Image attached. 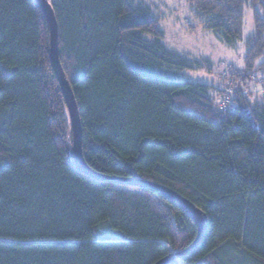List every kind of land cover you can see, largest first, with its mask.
Masks as SVG:
<instances>
[{
    "label": "trees",
    "instance_id": "1",
    "mask_svg": "<svg viewBox=\"0 0 264 264\" xmlns=\"http://www.w3.org/2000/svg\"><path fill=\"white\" fill-rule=\"evenodd\" d=\"M145 1L46 0L84 162L201 212L202 241L168 264H264V97L235 89L221 114L224 89L177 81L208 61L167 50ZM186 1L198 28L226 46L244 40L245 69L264 77V0ZM49 44L34 0H0V264H156L189 248L196 226L175 205L76 169Z\"/></svg>",
    "mask_w": 264,
    "mask_h": 264
},
{
    "label": "rangeland",
    "instance_id": "2",
    "mask_svg": "<svg viewBox=\"0 0 264 264\" xmlns=\"http://www.w3.org/2000/svg\"><path fill=\"white\" fill-rule=\"evenodd\" d=\"M145 3L163 32L162 42L167 50L190 60L208 61V67L179 73L177 81L207 84L223 90L231 75L237 83L236 90L252 97H264V77L255 70L245 69L244 40L226 46L217 35L198 28L186 0H146ZM244 21V37H248L253 32L250 11L245 12Z\"/></svg>",
    "mask_w": 264,
    "mask_h": 264
},
{
    "label": "water",
    "instance_id": "3",
    "mask_svg": "<svg viewBox=\"0 0 264 264\" xmlns=\"http://www.w3.org/2000/svg\"><path fill=\"white\" fill-rule=\"evenodd\" d=\"M34 2L40 7L42 10L46 21L49 26V33H50V44H49V60L55 75V78L59 84L60 90L62 92L66 109L69 116V121L71 125V132H72V158L75 164L76 169L82 173L83 175L92 178L94 180L103 181V182H110L120 185H130L139 187L145 190H148L156 195H159L175 205L177 208L182 210L194 223L197 230V236L193 244L187 248L186 250L171 255L163 260H160L156 264H168L172 261L179 260L184 258L185 256L191 254L202 241L204 234L207 229V223L204 220L201 212L196 209L190 202L186 199L175 193L174 191L160 186L158 184L141 180V179H118V178H110L105 177L99 174H96L86 166L83 155H82V129L80 123V117L78 108L72 94L71 88L68 85L63 71L61 69V65L58 58V39H57V26L56 21L54 18L53 11L50 5L46 2V0H34Z\"/></svg>",
    "mask_w": 264,
    "mask_h": 264
},
{
    "label": "built area",
    "instance_id": "4",
    "mask_svg": "<svg viewBox=\"0 0 264 264\" xmlns=\"http://www.w3.org/2000/svg\"><path fill=\"white\" fill-rule=\"evenodd\" d=\"M237 87V83L232 76H230L226 82V86L220 98L217 100V108L221 114H225L230 111L233 106V93Z\"/></svg>",
    "mask_w": 264,
    "mask_h": 264
},
{
    "label": "bare ground",
    "instance_id": "5",
    "mask_svg": "<svg viewBox=\"0 0 264 264\" xmlns=\"http://www.w3.org/2000/svg\"><path fill=\"white\" fill-rule=\"evenodd\" d=\"M229 77H230V75H229ZM233 77V76H232ZM225 88V87H224ZM224 91V90H223Z\"/></svg>",
    "mask_w": 264,
    "mask_h": 264
}]
</instances>
